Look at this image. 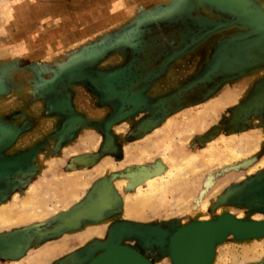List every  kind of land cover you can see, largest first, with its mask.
Wrapping results in <instances>:
<instances>
[{
	"label": "rangeland",
	"instance_id": "374dc122",
	"mask_svg": "<svg viewBox=\"0 0 264 264\" xmlns=\"http://www.w3.org/2000/svg\"><path fill=\"white\" fill-rule=\"evenodd\" d=\"M224 1L131 0L73 52L41 18L0 19V264L112 246L176 264L185 227L264 224V0ZM212 264H264V237L229 233Z\"/></svg>",
	"mask_w": 264,
	"mask_h": 264
},
{
	"label": "crops",
	"instance_id": "0c3cea01",
	"mask_svg": "<svg viewBox=\"0 0 264 264\" xmlns=\"http://www.w3.org/2000/svg\"><path fill=\"white\" fill-rule=\"evenodd\" d=\"M130 1L131 0H11V3H14L13 6L16 7L23 6L31 9L33 11V16L37 15L36 17L38 19H43L41 22H46V24L54 27L55 31H53V34L55 33L56 35L50 37V40L55 39L77 42L67 49L61 47L73 52L79 50L81 44L92 41L100 35L110 32L113 33L115 29L123 25L126 22L125 18L127 17L129 19L131 17L130 11L136 8V6L127 5ZM12 8V6L9 8L6 7L4 14L1 15V19L4 20L5 24L12 22L14 15H17V18L20 17L21 21L28 20V18L31 17V15L26 14L18 15L17 11L14 13ZM32 8L35 9L33 10ZM116 32H118V30ZM13 48L17 51L18 56L27 55L29 52V49L22 45ZM61 48H35L31 49V52H33V56H36L35 59H39L44 58V55H47L50 51L57 52L58 50L60 51Z\"/></svg>",
	"mask_w": 264,
	"mask_h": 264
},
{
	"label": "water",
	"instance_id": "95a60500",
	"mask_svg": "<svg viewBox=\"0 0 264 264\" xmlns=\"http://www.w3.org/2000/svg\"><path fill=\"white\" fill-rule=\"evenodd\" d=\"M229 233L249 238L264 237V224L239 223L230 216H224L217 222L185 227L172 239V257L176 264H212L216 244L222 242ZM89 264L151 263L134 250L112 246Z\"/></svg>",
	"mask_w": 264,
	"mask_h": 264
},
{
	"label": "bare ground",
	"instance_id": "6f19581e",
	"mask_svg": "<svg viewBox=\"0 0 264 264\" xmlns=\"http://www.w3.org/2000/svg\"><path fill=\"white\" fill-rule=\"evenodd\" d=\"M27 4V3H26ZM18 7H20V11L21 12H19L18 13V15H20V14H26V15H31V17L33 16L32 15V13H33V11L31 10V9H28L27 7H23V6H17L16 7V9L18 8ZM33 9V8H32ZM35 9V8H34ZM33 9V10H34ZM46 9V8H45ZM42 10V9H41ZM40 10V11H41ZM50 10V9H49ZM8 11V10H7ZM36 11V10H35ZM34 11V12H35ZM6 13V12H5ZM37 14V13H36ZM52 14V13H51ZM7 15V14H6ZM53 15V14H52ZM17 16V15H16ZM37 16V15H36ZM51 16V15H50ZM6 17V16H5ZM28 17H30V16H28ZM20 18V17H19ZM1 19V18H0ZM140 210V204H132V205H128V207H127V211L129 212V213H135L136 211H139ZM10 213V212H9ZM1 216H3V215H1ZM247 251H249V250H246V252H244L243 253V255L241 256L242 257V259H243V261L244 260H247V259H249L250 258V256L252 255V253H250V252H247ZM254 251V250H253ZM252 251V252H253Z\"/></svg>",
	"mask_w": 264,
	"mask_h": 264
}]
</instances>
